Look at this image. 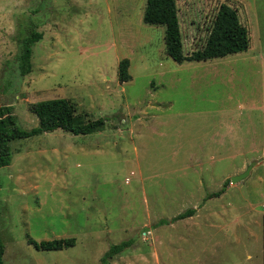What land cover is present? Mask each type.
<instances>
[{
	"label": "rangeland",
	"instance_id": "obj_1",
	"mask_svg": "<svg viewBox=\"0 0 264 264\" xmlns=\"http://www.w3.org/2000/svg\"><path fill=\"white\" fill-rule=\"evenodd\" d=\"M220 4L246 28L247 50L175 64L163 27L141 21L145 0H0V106L17 127L36 126L32 103L57 98L82 123L109 118L89 135L9 143L3 264H103L125 240L108 264H264V0H175L181 47L201 49ZM30 24L41 38L20 77L15 55ZM252 162L245 179L204 200ZM27 238L74 245L43 252Z\"/></svg>",
	"mask_w": 264,
	"mask_h": 264
},
{
	"label": "trees",
	"instance_id": "obj_2",
	"mask_svg": "<svg viewBox=\"0 0 264 264\" xmlns=\"http://www.w3.org/2000/svg\"><path fill=\"white\" fill-rule=\"evenodd\" d=\"M141 21L146 25L163 27V44L165 55L175 64L182 62H200L205 60L222 58L228 55L241 53L248 48L247 30L242 26L236 11L225 4H220L216 10L206 40L201 49L186 56L183 54L178 21L176 16L175 0H145ZM34 25L30 24L26 35L18 42L15 63L20 77L30 72L31 48L40 38V33L34 31ZM128 60L121 59L117 63L116 75L120 82H127ZM30 112L36 117L37 124L29 130H21L16 125L14 115L10 106H0V168L10 163L9 143L15 140H25L43 133H50L55 130L69 133L71 135H89L99 131L109 118H98L85 123L79 121L74 115L71 104L66 99H51L38 101L29 106ZM225 180L217 192L208 193L204 200L216 198L221 195L228 184ZM194 213V209H187L178 214L170 221L181 220ZM169 221L159 220L157 225L167 224ZM27 244L37 251H60L74 245L73 238L52 239L48 241L35 242L29 238ZM132 245V240L121 241L109 245L106 252L101 256L100 261L108 264L115 256L121 254ZM4 251L0 239V264Z\"/></svg>",
	"mask_w": 264,
	"mask_h": 264
},
{
	"label": "water",
	"instance_id": "obj_3",
	"mask_svg": "<svg viewBox=\"0 0 264 264\" xmlns=\"http://www.w3.org/2000/svg\"><path fill=\"white\" fill-rule=\"evenodd\" d=\"M264 160V158H263ZM254 165V162L250 163L248 166H246V168L244 169L243 172H241L238 175L232 176L229 178V183L230 184H235L236 182L242 181L243 179H245L248 176V173L250 171V169L252 168V166Z\"/></svg>",
	"mask_w": 264,
	"mask_h": 264
}]
</instances>
